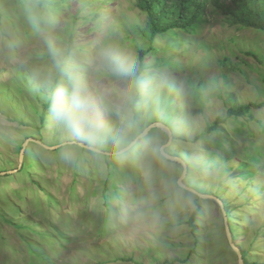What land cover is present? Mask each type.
<instances>
[{"label":"rangeland","instance_id":"1","mask_svg":"<svg viewBox=\"0 0 264 264\" xmlns=\"http://www.w3.org/2000/svg\"><path fill=\"white\" fill-rule=\"evenodd\" d=\"M148 26L136 0H0V264H239L215 198L244 264H264V108L203 135L229 107L264 102V32L227 25L211 5L191 29L151 41ZM110 44L135 60L137 80L102 60ZM54 53L108 103V124L118 106L141 131L168 126L166 153L189 165L183 183L215 198L178 185L161 129L122 162L110 141L91 147L112 155L82 146L50 109L42 122L67 86ZM28 139L61 147L29 142L21 162Z\"/></svg>","mask_w":264,"mask_h":264},{"label":"clouds","instance_id":"2","mask_svg":"<svg viewBox=\"0 0 264 264\" xmlns=\"http://www.w3.org/2000/svg\"><path fill=\"white\" fill-rule=\"evenodd\" d=\"M101 57L115 75L135 77L136 62L119 44L105 47ZM54 58L66 76L67 86L57 87L50 111L54 119L76 141L86 142L90 146L103 145L110 141L114 157L122 162L130 160L138 148L150 147L148 130L141 131L131 116L122 115L120 107L111 109L120 117L119 125L108 124L103 118L110 110L108 103L90 94L78 67L64 65L56 53Z\"/></svg>","mask_w":264,"mask_h":264},{"label":"trees","instance_id":"3","mask_svg":"<svg viewBox=\"0 0 264 264\" xmlns=\"http://www.w3.org/2000/svg\"><path fill=\"white\" fill-rule=\"evenodd\" d=\"M208 5H211L213 9L224 18L226 24L231 27L236 26L264 32V0H136L137 9L149 18L148 28L149 39L151 41L158 35L170 30L191 29L203 16ZM248 54L252 55L251 52H248ZM140 55L141 61L143 62L144 55L142 52ZM139 75L140 73H138L134 79L137 80ZM138 101L139 98H136L131 104L136 114L139 113L137 107ZM51 103L52 100L45 104L43 108L42 122L45 121ZM262 108H264V102H251L240 106L229 107L225 116L217 117L213 123L206 126L203 135H210L214 132H218L221 130L222 125L231 118L245 117L249 114V116H251L253 109L257 110ZM182 159L184 160L185 158ZM187 166L189 170V165L187 164ZM196 190L205 193V190L201 191L198 188H196ZM221 190L222 187H217L216 195H218V192ZM224 208L227 212L229 226L232 232L234 224L229 214V208L227 205H224ZM199 212L200 210L197 208L188 220L192 230L195 228V222ZM243 259L244 263H246L244 254Z\"/></svg>","mask_w":264,"mask_h":264},{"label":"water","instance_id":"4","mask_svg":"<svg viewBox=\"0 0 264 264\" xmlns=\"http://www.w3.org/2000/svg\"><path fill=\"white\" fill-rule=\"evenodd\" d=\"M153 129H161V130L165 131L166 134H167V136H168V141H167V143H166L163 147H161V149H160V153H161V155L163 156V158H165V159H167V160H170V161L178 162V163L181 164L182 167H183V172H182L180 178L178 179V185H179L181 188H183V189H185V190H187V191H190V192H192V193H194V194H196V195H198V196H200V197H202V198H205V199L215 198V197L210 196V195L201 194V193L198 192L197 190L192 189V188L186 186V185L183 183V181H184V179H185V177H186V175H187V173H188V166H187L186 162H184V161H183L181 158H179V157L169 155V154L166 153V151H165V149H166L168 146H170L171 141H172V138H173V134H172L171 130L169 129L168 126H166V125L163 124V123H153V124L149 125V126H148L146 129H144V130H148V134H149V132H150L151 130H153ZM29 142H35V143L41 144L42 146H44L45 148H47V149H49V150H54V149H57V148H60V147H61V146L47 147V146H45L44 144H42L40 141H36V140L28 139V140L23 144L22 149H21V152H20V159H21V162H22V158H23L24 151H25L27 145L29 144ZM81 145L84 146L85 148H87L88 150L93 151V152H96V153L106 154V155H112V153H105V152H103V151H101V150H98V149H96V148H94V147H91V146H88V145H85V144H81ZM20 167H21V164H20L19 168H20ZM5 174H6V173H2V174H0V176H1V175H5ZM7 174H9V173H7ZM10 174H11V173H10ZM215 199L218 201L219 206L221 207V209H222V211H223V214H224V221H225V227H226V234H227L228 242H229L230 246L232 247V249H233V250L235 251V253L237 254L238 259H239V264H244V259H243V255H242V253L240 252L239 248H238V247L234 244V242H233L232 233H231V230H230L229 221H228V217H227V214H226V210H225V208H224V205H223V203H222L219 199H217V198H215Z\"/></svg>","mask_w":264,"mask_h":264}]
</instances>
